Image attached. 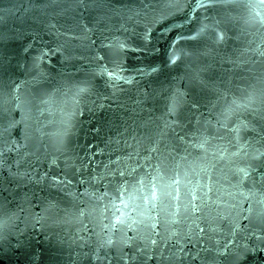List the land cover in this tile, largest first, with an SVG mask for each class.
I'll list each match as a JSON object with an SVG mask.
<instances>
[{"label": "water", "instance_id": "1", "mask_svg": "<svg viewBox=\"0 0 264 264\" xmlns=\"http://www.w3.org/2000/svg\"><path fill=\"white\" fill-rule=\"evenodd\" d=\"M0 264H264V0H0Z\"/></svg>", "mask_w": 264, "mask_h": 264}, {"label": "snow or ice", "instance_id": "2", "mask_svg": "<svg viewBox=\"0 0 264 264\" xmlns=\"http://www.w3.org/2000/svg\"><path fill=\"white\" fill-rule=\"evenodd\" d=\"M111 75V74H110ZM117 78H119V77H117Z\"/></svg>", "mask_w": 264, "mask_h": 264}]
</instances>
